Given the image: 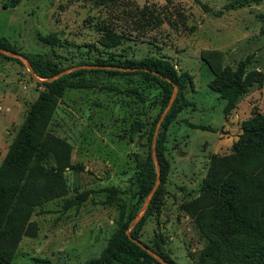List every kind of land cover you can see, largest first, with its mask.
Segmentation results:
<instances>
[{"label": "rangeland", "instance_id": "374dc122", "mask_svg": "<svg viewBox=\"0 0 264 264\" xmlns=\"http://www.w3.org/2000/svg\"><path fill=\"white\" fill-rule=\"evenodd\" d=\"M234 1L23 0L11 7V0H0V37L17 54L45 55L62 69L153 57L191 76L184 95L194 105L166 131V183L139 235L176 264H200L206 241L185 206L200 196L210 158L231 154L243 124L264 114V81L228 114L211 87L225 68L236 70L244 61L247 72L264 74V0L225 9ZM105 27L122 37L118 46L102 45ZM50 34L55 44L43 40ZM10 58L0 56V169L45 90L23 59ZM124 72L86 73L65 90L49 130L72 145V167L64 172L68 191L35 209V234L17 238L14 264H99L118 221L135 203L137 172L148 157V132L163 99L156 85ZM134 122L143 128L130 134ZM81 194L87 195L82 204L68 205Z\"/></svg>", "mask_w": 264, "mask_h": 264}, {"label": "trees", "instance_id": "16d2710c", "mask_svg": "<svg viewBox=\"0 0 264 264\" xmlns=\"http://www.w3.org/2000/svg\"><path fill=\"white\" fill-rule=\"evenodd\" d=\"M22 1L11 0L10 6L16 7ZM261 1L263 0H236L227 4L225 9L245 7ZM203 8L208 12L212 11L206 5H203ZM214 14L219 16L222 11ZM103 32L101 43L104 47L113 48L120 44L122 37L110 28L105 27ZM43 40L55 44L57 38L55 34H50ZM0 49L16 53L14 46L5 37H0ZM22 55L30 61L37 76L42 79L54 77L63 70L76 66L91 65L99 68L74 71L53 82L40 83L45 90L30 108L0 169V264H14L17 238L35 234L36 226L30 223L35 209L65 196L68 191L64 172L72 167V145L49 130L60 99L65 90L73 85L72 80L83 74L90 72L125 74L124 71L107 67L132 69L131 74L141 76L161 90L163 102L161 112L148 132L149 154L137 172L135 203L128 214L121 216L115 234L96 263H159L132 242L126 231L139 214L155 184L157 173L151 148L153 135L176 84L178 96L161 125L156 143L161 184L148 211L131 231L133 238L141 241L140 231L157 205L169 171V162L166 158V131L183 110L194 105L184 95L187 86L192 82L191 76L179 73L170 62L153 57H146L141 61L100 60L94 64H81L62 69L45 55ZM0 56L3 59H13L2 54ZM246 64L247 61L241 62L236 70L225 68L212 82V89L226 101L225 114L234 109L239 99L247 94L251 87L264 81L263 73L247 72ZM142 128L139 122H134L131 124L130 134L139 132ZM197 128L210 130L209 127ZM48 165L50 167H47ZM86 198L87 195L81 194L71 199L68 205H80ZM185 208L194 217L196 228L206 241L200 252V264H264V114L256 113L243 124L242 133L233 143L231 154H216L210 158L209 171L203 182L201 194L197 199L187 203ZM142 243L166 262L176 264L160 247L154 248Z\"/></svg>", "mask_w": 264, "mask_h": 264}, {"label": "water", "instance_id": "95a60500", "mask_svg": "<svg viewBox=\"0 0 264 264\" xmlns=\"http://www.w3.org/2000/svg\"><path fill=\"white\" fill-rule=\"evenodd\" d=\"M0 54L8 56V57H14V58H21L24 60V62L26 63V66L31 74V76L37 81V82H53L57 79H59L60 77L67 75L71 72L74 71H78V70H83V69H96L99 68L98 66H91V65H85V66H76V67H72L66 70H63L62 72H60L59 74H57L54 77L48 78V79H42L40 77L37 76L34 68L32 67L30 61L24 57L23 55L17 54L15 52H11V51H7V50H3L0 49ZM102 68V67H101ZM106 68V67H105ZM108 69H114V70H121V71H132V69H123V68H111V67H107ZM158 76H161L160 74L156 73ZM169 82H172L170 79H167ZM178 87L176 84H174V90H173V94L172 97L167 105V107L165 108V110L162 112L158 123L156 125L155 131H154V135H153V140H152V157L154 159V162L156 164V173H157V177H156V181L155 184L152 188V190L150 191V193L148 194V196L145 199V202L139 212V214L134 218V220L132 221V223L130 224V226L128 227L126 234L128 236V238L136 243L138 246H140L143 250H145L149 255H151L156 261H158L161 264H171L166 262L162 257H160L158 254H156L154 251H152L150 248H148L146 245H144L141 241L135 239L132 237L131 235V231L139 224V222L142 220L144 214L148 211L152 199L155 195V193L157 192L160 184H161V171H160V165L156 156V143H157V138H158V134L159 131L161 129V125L164 121V119L166 118L167 114L169 113L174 101L176 100L177 96H178Z\"/></svg>", "mask_w": 264, "mask_h": 264}]
</instances>
